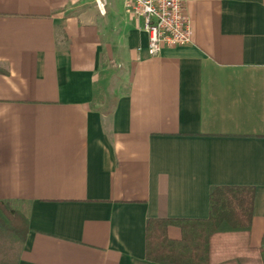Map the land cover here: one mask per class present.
Segmentation results:
<instances>
[{
  "label": "crops",
  "instance_id": "obj_1",
  "mask_svg": "<svg viewBox=\"0 0 264 264\" xmlns=\"http://www.w3.org/2000/svg\"><path fill=\"white\" fill-rule=\"evenodd\" d=\"M96 2L0 0V200L29 216L19 264H155L148 221L208 219L214 187L256 189L263 246L264 0H185L193 43L158 57L124 0Z\"/></svg>",
  "mask_w": 264,
  "mask_h": 264
},
{
  "label": "trees",
  "instance_id": "obj_2",
  "mask_svg": "<svg viewBox=\"0 0 264 264\" xmlns=\"http://www.w3.org/2000/svg\"><path fill=\"white\" fill-rule=\"evenodd\" d=\"M255 198L254 187H214L208 219L149 220L146 259L155 264H264V245H250ZM172 227L180 230V239L170 238ZM29 233L25 208L0 200V264H19Z\"/></svg>",
  "mask_w": 264,
  "mask_h": 264
},
{
  "label": "built area",
  "instance_id": "obj_3",
  "mask_svg": "<svg viewBox=\"0 0 264 264\" xmlns=\"http://www.w3.org/2000/svg\"><path fill=\"white\" fill-rule=\"evenodd\" d=\"M103 14L105 0H97ZM128 15L144 22L149 35L148 52L158 57L165 48H182L193 43V29L185 12V0H124Z\"/></svg>",
  "mask_w": 264,
  "mask_h": 264
}]
</instances>
